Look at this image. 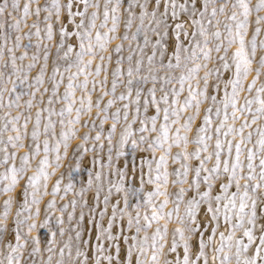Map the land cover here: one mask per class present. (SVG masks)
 Returning <instances> with one entry per match:
<instances>
[{"label": "rangeland", "instance_id": "1", "mask_svg": "<svg viewBox=\"0 0 264 264\" xmlns=\"http://www.w3.org/2000/svg\"><path fill=\"white\" fill-rule=\"evenodd\" d=\"M62 6L61 17L63 20L66 33L71 35H65L64 44L60 50L56 49V44L59 41V24H55L53 37L51 40L46 37V22L44 16L51 12L52 17H55V9L48 7L51 6L53 0H15L17 8L13 10L12 16L20 18L19 27H8L13 23L12 17L7 15V11L11 10L10 6L13 0H0V5L7 3L9 9L5 10V13L0 14V264H8L9 254L12 255L13 260L18 257L20 264H56L59 260L61 264H78L80 260H91L94 257L99 258V264H110L108 260L104 259V256L111 257V264H136L137 256L141 261V264H165V261L170 264H183L184 244L181 242L179 234L175 233L177 227H185L191 220L188 219L184 223L179 220L180 215L185 214V208L187 201H180V208L177 211L176 205V193L180 185L172 184L171 181L176 179L175 169L180 168L184 162L181 156L180 160H173L172 157L179 152L181 144L177 146L173 144L168 152V173L169 183L163 185L162 181L156 180L150 183V177L155 179L157 174L155 158L160 155L161 149L157 148L155 152V158L153 157L152 150L147 147L151 138L156 136L159 131L160 123L163 121V108L166 106L163 101H159L161 95L160 81H156V95L161 109L157 114L155 106L149 104L147 109L143 103L144 97L150 95L147 93V88L151 86L149 80L144 84V90L141 92V100L135 102V85L133 91L129 94L127 89L124 88V83L128 80L127 68L129 66V60L126 57L129 53H132V65L138 57L137 48L138 43H143V34L136 39H132V33L136 31V24L138 19L133 21L131 28L127 29L129 34V40L122 41L124 47L121 53L112 51V58L106 62L108 66V79L102 88L101 85H93V79L103 80L105 73L101 71L100 76H95V63L98 62L97 56L93 65L86 69L89 73L86 86H81V82L84 81L85 75L80 73L75 77H71L73 81L72 96L66 101L64 100L65 92L68 88V82L70 79V73L77 72V59L75 52L78 49L79 42L75 36V31L78 29L76 25L79 24L80 17L76 16L77 12H85L86 16L90 14L94 9L89 7L84 8L83 0H73V6L71 11L73 17L71 20L67 19V0H58ZM96 0H89V3H94ZM99 2V18L97 23L103 19L102 13L104 10L105 0H98ZM154 2V0H151ZM170 2V0H169ZM185 0H177V3H183ZM250 7V13L248 16V28L243 32L245 41V51L251 53L252 51V37L255 32V28L259 27L260 31L255 33L256 40V53L255 57L249 56L253 60L252 68L260 67L258 60L260 55L264 54V48H261L260 41L264 40V21H261L258 25L256 23L257 15H264V8L256 9L255 5L257 0H246ZM28 3L30 5L29 14L25 17L23 13V5ZM137 8L134 11H138ZM189 6L191 0H188ZM203 0H201V4ZM221 3L226 4L225 12L220 13L217 10V17L220 20L219 27L221 28V37L219 39L215 37H209L207 47L211 49L209 59L204 61L203 52L200 49L196 50V55L199 57L198 61L201 63V67L197 70L195 78L191 81L192 87L197 89H203L205 91V97L201 99V112L196 116V120L193 121V129L198 123H203V116L205 114L210 115L211 118V139L207 141L208 152H201V157L208 156L212 153L211 158L205 162L206 167H211L215 161V126L221 122L225 111L228 113V120L225 124H233L234 127H239L244 116L241 115L240 119L233 121L231 118V104L227 109L224 107V101L226 93H231V84L226 85V81L229 78H234L236 73V66L233 59V54L239 42L234 40L231 44H228L224 40L225 36L229 35L224 28L226 23L233 24V32L235 31V22L227 21L226 17L230 16L233 11H236L238 15L241 14L239 8L233 9L232 5L236 3V0H211L208 11H211L213 4L219 5ZM37 4L41 7L39 16L40 32L37 34L36 27H33V22L37 20L35 15V8ZM127 6V0H122V8L120 15V23L117 27L118 37L124 34L122 24L126 19V13L123 8ZM48 11H45V9ZM160 11H163V3L160 5ZM171 13V7L169 8V16ZM208 17L206 16V19ZM242 18V15H241ZM181 19H184L183 14ZM87 22V21H86ZM111 21H109V24ZM147 23V20H145ZM216 21H212V26L208 27L209 33L215 31ZM198 27V26H197ZM104 31V29H101ZM27 32L29 35H24ZM20 36V40L17 45L16 37ZM94 35V33H93ZM199 38V37H198ZM183 39V36H181ZM220 52L215 50L214 45L221 43ZM121 42L113 40L109 44V50L114 49L116 43ZM186 42V41H185ZM68 44H73V52L68 57H63V51L67 48ZM45 45H48L46 48ZM225 45H227V52L224 51ZM151 45L149 44L142 54V62L145 65V69L148 66L147 55L150 54ZM11 50V51H9ZM135 50V51H134ZM48 52V59H44V53ZM166 53L163 57L164 63L167 64ZM224 55L229 67L224 68L223 63L219 59L220 55ZM123 56L125 59L121 61L120 68L122 75L117 77L120 83L116 86L115 94H111L112 87V72L117 67V56ZM185 55L182 53V57ZM188 55H191V48ZM160 52L156 53V65L161 61ZM192 60L187 62L182 59V67L180 68H163L158 70L160 76L170 74L173 79L169 83H165L164 91L169 93V103H171L172 89L176 88L177 105L184 103L189 93V81L185 80L183 89L180 90L179 76L181 72L187 74V68L192 67ZM175 65V59L172 60ZM207 64L205 68L203 65ZM68 64H72L71 68H68ZM155 66V65H154ZM208 72V86L204 85V74ZM62 74V75H61ZM255 71H250L246 77L242 79V90L239 91L237 104H246L248 99L252 100L251 108L252 112L247 113V118L251 122V118L255 113V109L259 107V104L255 100V97L259 95L264 99V93H257L256 89L264 87V70L256 78L255 83L251 89H248L247 85L252 81V77L255 76ZM54 80L59 83L55 85V92L53 91ZM47 89V91H45ZM108 90L110 95L101 98V107L107 102L109 98L113 99V104L108 107L109 119H106L101 124L99 117L96 115L95 100L100 95L101 91ZM91 96L92 108L90 110L82 108L80 113V122L69 125L68 121L75 117L76 108L81 107L82 104H87L89 101L83 99L85 92ZM121 93L129 96V99H119ZM216 96V101L212 100V96ZM49 96L52 97L49 100ZM59 97V99H57ZM31 102V103H29ZM218 102V103H217ZM71 103L72 111L68 112L65 109L68 104ZM128 104V117L127 121H131V136L127 139L124 147H120L121 134L123 133L126 120L124 118V109L122 105ZM211 107V112L206 113L205 109ZM217 107L220 112L217 114ZM139 108L137 112L136 109ZM37 109L39 111V124L37 125ZM119 109V119L116 121L117 127L111 131L112 144L109 145V131L112 124L111 113L116 112ZM64 112L61 116V112ZM193 109L186 108L180 114V121L182 122L184 117L192 112ZM104 115V113H101ZM157 115L156 129L152 131L151 116ZM258 115V114H257ZM133 116L136 117L133 120ZM17 117H19L17 119ZM61 119L64 120V124H61ZM175 119L170 115V120ZM145 121V127L148 129L146 132L138 131L141 127L140 121ZM87 121V124L83 122ZM45 125H48L47 131ZM264 126V118H258L256 121L250 123L249 128H245L243 134L247 136L249 131H252L251 142H246L241 145L242 171L247 172V149L253 148L255 150V141L259 138V127ZM75 130L74 136H69L67 140L68 149L65 152L64 138L61 135L62 132H68L69 128ZM37 131V136L33 137V130ZM183 131V129H181ZM100 133V139L96 140L94 137L96 133ZM176 132V125L172 124L169 127L170 140L173 138V133ZM87 133L88 139L83 140V134ZM19 134L20 139L16 140L15 137ZM143 135L145 141L139 142V137ZM196 135L194 130L188 132L190 141ZM12 136V141L8 140V137ZM137 140V146L132 147V140ZM220 139L223 143V151L221 153V160L224 156H229V166H231V160L235 158L236 148L235 141L240 139L239 135H224V129H221ZM45 140L48 142L49 151L44 152ZM232 140V148L228 151V145L225 141ZM82 141V143H81ZM13 144L16 147H13ZM23 145V146H21ZM79 145V146H77ZM111 147V151L109 148ZM195 143H189L187 145L188 151L191 153L196 149ZM202 147V145L200 146ZM121 151L122 155H117V151ZM7 153V159L5 154ZM12 153H15V157H12ZM35 153V155H33ZM27 154L28 159L25 161L22 157ZM48 157V164L45 166V171L48 173L47 180L45 181L43 173L39 174L35 185L29 183V177L38 173L39 161L44 156ZM261 153L257 152L256 157L253 160L256 166L254 171L257 174L256 179H259V157ZM57 157L59 159L57 160ZM111 157V159H109ZM197 157H190L187 161L190 171L189 177L194 175V168L199 163ZM77 165H79L77 167ZM9 167L17 169V182L15 185L5 191V185L11 183V173L8 171ZM164 166L161 165L160 171H163ZM55 169V171H53ZM223 169V163H221V170ZM121 170L123 172V179L120 178ZM241 171V169H237ZM97 172L100 173V178L97 179ZM89 175L91 176V183H88ZM203 175L202 172L200 181L201 188H203ZM59 180V185L56 184ZM256 181H250L255 183ZM70 184V187H66ZM157 184L161 185V190L166 189L169 193V203L164 205L161 210L159 208L160 202L163 200V196L153 193L150 197L151 203H145L148 192H153ZM119 185V188L117 187ZM111 186V187H110ZM187 189V185H184ZM56 187V192L53 193V188ZM214 196L219 191L216 184L213 185ZM234 185L229 187L227 194L230 195L231 191H234ZM258 192L260 189L257 190ZM192 190L187 189L185 195H191ZM38 196V203L33 200V196ZM107 196V202L105 197ZM127 196V202L125 201ZM11 198L10 203L6 206L4 201ZM54 200V205H49V201ZM75 201V204H73ZM214 203V201H213ZM223 203V201H221ZM66 205V207H65ZM115 205V209H113ZM200 211L197 212L196 223L201 224V227L197 228L196 233L189 235L187 230L185 236L188 238V251L189 259L195 260L197 256L196 252L199 251L200 233L204 232L207 235H212L208 223L211 219L208 214V220L204 217L206 212L205 204H201ZM7 208V215L4 213ZM18 209H23L19 211ZM38 209V211H37ZM156 210L162 218L153 220L151 213ZM171 210V218L163 215ZM69 213H72L71 218ZM139 213V217H137ZM149 217V220L144 219L145 216ZM26 218V219H25ZM60 219V223H57V219ZM131 219V224L129 220ZM137 219L139 225H137ZM23 221L17 223V221ZM36 222V227L29 230L28 224L32 221ZM47 220V224L44 221ZM111 221V223H109ZM220 227L218 232L214 235V240H219V231L224 230L225 222L220 219ZM167 224V230L165 231L164 225ZM139 227V231H137ZM64 231L61 233L60 229ZM157 228L160 229L157 234ZM19 230L20 241H17L15 236ZM79 232V238L77 233ZM54 233V235H53ZM227 235V232H225ZM240 235V232H237ZM33 236L39 237L40 250L34 252L33 248L36 247ZM135 236V241L133 237ZM127 238V239H126ZM48 239L53 241L52 244L48 243ZM176 240L175 251H169L172 247L173 240ZM206 239V236H205ZM155 240V248L153 242ZM87 241V243H84ZM247 238H244V243H247ZM259 243L256 239L253 244L249 246V252L255 253L254 245ZM8 245H20L13 251ZM163 245V247H161ZM51 249V251H46ZM61 249L63 254L61 255ZM143 249V251L141 250ZM212 245H206L205 252L209 264H212ZM77 250L83 253L82 256H77ZM235 249L233 248L232 251ZM153 251L157 252V260L151 261ZM101 252L103 255H101ZM264 255V253H261ZM198 264H204V258L198 259ZM219 264V261L216 262ZM229 264H235L234 259L229 261Z\"/></svg>", "mask_w": 264, "mask_h": 264}, {"label": "snow or ice", "instance_id": "2", "mask_svg": "<svg viewBox=\"0 0 264 264\" xmlns=\"http://www.w3.org/2000/svg\"><path fill=\"white\" fill-rule=\"evenodd\" d=\"M163 3V11H160V5ZM211 0H203L201 4V0H191V5L189 6L188 0H185L183 3H177V0H139L138 3V11H134L137 8V0H127V6L123 8V11L127 14L126 19L124 20L122 27L125 30L124 34L120 37L117 35V27L120 23V15L122 8V0H105L104 10L102 13L103 19L97 23L99 18L98 9L100 7L98 0L94 3H89V0H83L84 8L88 9L89 7L94 10L86 16L85 12H77L76 16L80 17L79 24L76 25L78 29L75 31V36L78 39L79 46L75 52L77 59V72L70 73V79L68 82V88L64 95V100H68L70 96H72V88L73 81L71 77H75L76 75L83 73L85 75L84 81L81 82V86H86L88 83V75L89 73L86 69L90 68L93 65L94 59L98 56L99 60L95 63V76L99 77L101 71L105 73L103 80L93 79V85L96 84L104 87L105 82L108 79V66L106 62L110 61L112 58V51L116 53H121L124 45L122 41L129 40V34L127 29L131 28L133 25V21L138 19V23L136 24V31L132 33V39H136L143 34V43H138L137 48L139 52L137 53L138 57L134 66L132 65V53L130 52L126 59L129 60V66L127 68V76L128 80L124 83V88L127 89V92L130 94L133 91V86L135 85V102H139L141 100V92L144 90V84H146L149 80L152 82L151 86L147 88V93L150 95L151 99L149 100L148 96L144 97V105L145 108L149 106V104L155 106V111L157 114L160 113L161 109L159 107V103L156 95V81L159 80L161 95L159 97V101H163L166 105L163 108V121L160 123L159 131L156 136L152 137L150 142L147 144V147L152 150L153 157L155 158V152L157 148L161 149L160 155L158 158H155L157 174L155 179L150 177L149 182L153 183L156 180L162 181L163 185H167L169 183V173H168V152L173 144L183 147H180L179 152L172 159L180 160L181 156L183 157V163L180 168L175 169L176 179L172 180V184H178L180 187L176 193V209L179 211L180 201L186 200V208L185 214L180 215L178 218L181 223H184L186 220L190 219L191 223H188L185 227H177L175 229V233L179 234L181 242L184 244V253H183V264H198V259L200 257L204 258V264H209L207 254L205 252L206 245H212V264H216L219 261V264H229L230 260L235 261V264H264V126L259 127V138L255 141V150L253 148L247 149V168L248 171H242V162L240 160L241 156V145L246 142H251L252 131L247 133V136L243 134L245 128L250 127V123L256 121L258 118H264V99H262L259 95L255 97V100L259 104V107L255 109V113L252 115L251 122L247 118V113L252 112L251 108L252 100L248 99L246 104H237L239 91L242 90V79L246 77L250 71H255L256 75L252 77V81L247 85L248 89L253 87V84L256 81V78L261 74L262 70H264V54L260 55L258 64L260 67L255 69L252 68L253 60L249 58L251 55L255 57L256 53V40L255 33L260 31L259 27L255 28V32L253 33L251 45L252 51L251 53H247L245 51V41L243 32L247 31L248 28V16L250 13V7L246 0H236V3L232 5L233 9L239 8L241 10V14L238 15L236 11H233L230 16L226 17L227 21L235 22V31L233 32V24L226 23L224 28L227 30L229 35L225 36L224 40L227 41L228 44H231L234 40L239 42V47L236 48L233 59L236 66V73L234 78H229L226 81L227 84H231L232 91L231 93H226L224 107L227 109L228 105L231 104L232 112L231 118L233 121L240 119V116L243 115L244 119L241 121L240 126L234 127L233 124H225V121L228 120L229 116L227 111L221 122L215 126V161L211 167H206L205 162L211 158L212 153H209L208 156L201 157V152H208V144L207 141L211 139V132L209 129L211 128V118L210 115L205 114L203 116V123H198L197 126L193 129V121L196 120V116L201 112L200 104L201 99L205 97V91L203 89H197L192 87L191 81L195 78L197 70L201 67V63L195 62L199 60V57L196 55V50L200 49L203 52V59L207 61L209 59V54L211 49L207 47L209 42V37H215L219 39L221 37V28L219 27L220 20L217 17V10L220 13L225 12L226 4L221 3L219 5L213 4L211 6V11L209 12ZM73 6V0H67V19L71 20L73 17V12L71 11ZM55 9V17L53 19L51 12H48L47 15L44 16V21L46 22V37L51 40L53 37L55 24H59V43L56 44V49L60 50L61 46L64 44L65 35H71V33H66L63 20L61 17L62 6L58 2V0H53L51 6H48ZM171 7V13L169 16V8ZM256 9L259 10L264 8V0H257V4L255 5ZM11 10L7 11V15L12 17L13 23L8 25V27H19L20 18L13 17L12 12L17 8V4L15 0L10 6ZM9 9V5L4 3L0 5V14L5 13V10ZM30 5L25 3L23 5V13L26 17L29 14ZM45 11H48L46 8ZM41 12V7L37 4L35 8V15L37 20L33 22V27H36V32L39 34L40 29L37 27L39 23V16ZM183 14L184 19H181V15ZM242 15V18H241ZM206 16L208 17L206 19ZM147 20V23H145ZM216 21L215 31L209 33L208 27L212 26V21ZM87 21V22H86ZM109 21L111 23L109 24ZM264 21V15L256 16L257 25ZM2 26V25H0ZM198 26V27H197ZM104 29V31H101ZM94 33V35H93ZM24 35H29V33L25 32ZM183 36V39H181ZM199 37V38H198ZM120 40L115 44L114 49L109 50V44L113 40ZM17 45L20 40V36L16 37ZM186 41V42H185ZM221 43L215 44V50L220 52ZM151 45L150 54L147 55L148 66L145 69V65L142 62V54L143 50ZM261 48H264V40L260 41ZM47 48L48 45H45ZM74 45L68 44L67 48L63 51V57H68L70 53L73 52ZM191 48V55H188L189 49ZM11 51V50H9ZM135 51V50H134ZM160 52L161 61L158 65H156V53ZM224 51L227 52V45H225ZM166 53L167 55V64L164 63L163 57ZM182 53L183 55L182 57ZM48 52L44 53V59H48ZM173 57L175 59V65H173L172 60ZM125 59V57L118 55L116 58L117 67L113 69L112 72V87L111 94H115L116 86L119 81L117 77L121 76L123 73L120 68L121 61ZM182 59L187 62L189 60L194 61L192 67L187 68V74L184 72L180 73L179 82H180V90L183 89L184 81H189V93L188 97L184 101V103L179 104V107H174L177 105V95L178 92L175 87L172 89L171 103H169V93L164 91L165 83L171 82L173 77L170 74H166L164 76H160L158 74L159 69L168 68L171 69L173 67L180 68L182 67ZM219 59L224 61L223 67L228 68L229 65L225 60L224 55H220ZM155 65V66H154ZM205 68L207 64L203 65ZM72 64H68V68H71ZM62 75V74H61ZM208 75L209 73L206 71L204 74V85L208 86ZM53 91L55 92V85L58 84V81L54 80ZM47 91V89H45ZM256 92L264 93V87H259L256 89ZM110 93L108 90L101 91L100 95L95 100L96 107V115L99 117L101 124L104 123L106 119H109L108 115V107L113 104V99L109 98L107 102L101 107V98L104 96H109ZM52 97L49 96V100ZM59 99V97H57ZM83 99H87L89 102L87 104H82L81 107L76 108V115L72 119L68 121V124L71 126L74 123L80 122V113L82 108H86L90 110L92 108L91 96L85 92V96ZM119 99L125 100L129 99V96L121 93ZM212 100L216 101V96H212ZM31 103V102H29ZM218 103V102H217ZM124 109V118L126 120V126L121 134V142L120 147L123 148L127 139L131 136V121H127L128 117V104L122 105ZM193 109L192 112H189L187 116L184 117L183 121H180L181 112L186 109ZM68 112L72 111L71 103L68 104L65 109ZM39 111L37 109V125L39 124ZM119 109L116 112L111 113L112 124L110 126L109 131V145L111 146V131L117 127L116 121L119 119ZM139 111V108L136 109ZM217 114H219L220 109L217 107ZM206 113L211 112V107L205 109ZM104 113V115H101ZM64 112H61V116H63ZM258 114V115H257ZM170 115L175 117V119L170 120ZM19 117H17L18 119ZM136 117L133 116V120ZM152 121V131H157L156 129V120L157 115H153L150 117ZM61 124H64V120L61 119ZM87 124V121L83 122ZM141 127L137 129L141 132H146L148 129L144 126L145 121H140ZM176 125V132L173 133V138L170 140L169 137V127L170 125ZM48 125H45V130L47 131ZM224 129V135L227 137L228 135H239L240 139L235 141L236 155L235 158L231 160V166H229V156H224L223 161L221 160V153L223 149V143L220 139L221 129ZM183 129V131H181ZM194 130L196 135L190 141L188 132ZM33 137L37 136V131L34 129L32 132ZM61 135L64 138V148L65 152L68 149L67 140L69 136L75 135V130L73 128H69L68 132H62ZM14 138L12 136L8 137L9 141H12ZM16 140H19V134L15 137ZM87 133L83 134V140H87ZM94 139H100V133L97 132ZM145 141V137L141 135L139 137V142L143 143ZM195 143L197 145L196 149L191 153L187 149V145L189 143ZM228 145V151L230 152L232 148L233 141L227 140L225 141ZM82 143V141H81ZM202 145V147H200ZM23 146V145H21ZM79 146V145H77ZM137 146V140H132V147L135 148ZM13 147H16L13 144ZM49 151L48 142L45 140L44 152L47 153ZM111 151V147L109 148ZM261 153L259 157V179H256V173L254 171L255 165L253 160L256 157V153ZM118 156L122 155L121 151H117ZM35 155V153H33ZM12 157H15V153H12ZM190 157H197L199 159V163L194 168V175L189 177V165L187 161ZM5 159H7V153L5 154ZM22 159L25 161L28 159L27 154H25ZM59 157H57V160ZM111 159V157H109ZM221 163H223V169L221 170ZM48 164V157L45 155L39 161V170L38 173L29 177V183L35 185L40 173H43L45 181L47 180L48 173L45 171V166ZM161 165L164 166L163 171H160ZM79 165H77L78 167ZM237 169H241V171H237ZM8 171L11 175V183L5 185V191L9 190L12 185H15L17 182V169L14 167H9ZM55 171V169H53ZM202 172L203 175V188H201L200 177ZM97 179L100 178V173L97 172ZM120 178L123 179V172L121 170ZM255 180V183H250V181ZM59 180H57L56 184L59 185ZM88 183H91V176L89 175ZM187 185V189L192 190V194L186 196L185 193L187 189L184 185ZM216 184L219 191L213 196L212 193L214 191L213 185ZM234 185L235 190L231 191L230 195L227 194L229 191V187ZM66 187H70V184ZM111 187V186H110ZM119 188V185H117ZM260 189L258 192L257 190ZM56 192V187L53 188V193ZM153 193L159 194L163 196V200L160 202L159 208L162 210L164 205L169 203V193L166 189L161 190V185L157 184L156 188L153 192H148L145 194L146 199L145 203H151L150 197ZM107 196L105 197V202H107ZM33 200L38 203L39 197L33 196ZM11 201L9 197L4 201L7 206ZM125 201L127 202V196H125ZM214 201V203H213ZM223 201V203H221ZM49 205H54V200H50ZM75 204V201H73ZM205 204L206 215L204 217L205 220H208V214H210L211 219L208 223V227L211 229L212 235H207L204 232H201L200 240H199V251L195 253L197 259L190 260L189 259V251H188V238L185 236V231L189 233V235L195 234L197 228L201 227V224L196 223L197 220V212L200 211V205ZM66 207V205H65ZM115 205H113V209H115ZM19 211H23V209H18ZM38 211V209H37ZM7 215V208L4 213ZM163 215L171 218V210ZM72 213H69V217L71 218ZM137 217H139V213H137ZM151 218L153 220L160 219L162 216L156 211L153 210L151 213ZM223 219L225 222L224 230L219 231V240H214V235L218 232L220 227V219ZM26 219V218H25ZM146 221L149 220V217L146 215L144 217ZM23 221L18 220L17 223H22ZM60 219H57V223H60ZM131 219L129 223L131 224ZM47 224V220L44 221ZM111 223V221L109 222ZM137 225H139V220L137 219ZM36 222L33 220L28 224L29 230L35 228ZM2 227V225H0ZM165 231L167 230V224L164 225ZM61 233H63L64 229H60ZM137 231H139V227H137ZM160 229L157 228V234H159ZM227 232V235H225ZM237 232H240V235H237ZM54 235V233H53ZM77 238H79V232L76 234ZM206 236V239H205ZM247 238V243H244V238ZM17 241H20V233L19 230L16 232L15 236ZM32 239L36 243V247L33 248L34 252H38L40 250L39 237L33 236ZM127 239V238H126ZM135 236L133 237V241H135ZM258 239L259 243L255 244V253L249 252V246L253 244V241ZM48 243L52 244L53 241L48 239ZM87 243V241H84ZM15 251L17 247L20 245H8ZM153 247L155 248V240L153 242ZM163 247V245H161ZM176 248V240L174 239L172 242V247L169 251H175ZM235 249L232 251V249ZM143 251V249H141ZM46 251H51V249H46ZM63 254V249H61V255ZM83 253L77 250V256H82ZM101 255L103 253L101 252ZM105 260H108L111 264V257L104 256ZM151 261L155 262L157 260V252L153 251L151 256ZM8 264H20L19 258L17 257L15 261L11 254H9ZM56 264H61V261H57ZM78 264H99V258L94 257L91 260H80ZM136 264H141L139 256H137ZM165 264H170V262L165 261Z\"/></svg>", "mask_w": 264, "mask_h": 264}]
</instances>
